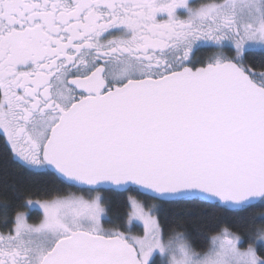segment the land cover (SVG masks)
I'll return each instance as SVG.
<instances>
[{
    "label": "snow or ice",
    "instance_id": "obj_1",
    "mask_svg": "<svg viewBox=\"0 0 264 264\" xmlns=\"http://www.w3.org/2000/svg\"><path fill=\"white\" fill-rule=\"evenodd\" d=\"M0 264H264V0H0Z\"/></svg>",
    "mask_w": 264,
    "mask_h": 264
},
{
    "label": "trees",
    "instance_id": "obj_2",
    "mask_svg": "<svg viewBox=\"0 0 264 264\" xmlns=\"http://www.w3.org/2000/svg\"><path fill=\"white\" fill-rule=\"evenodd\" d=\"M32 215H33V218H34V219L37 218V217L39 216V211H34V212L32 213ZM198 242H199L202 246H203V245H206V241L203 240V239H200Z\"/></svg>",
    "mask_w": 264,
    "mask_h": 264
},
{
    "label": "rangeland",
    "instance_id": "obj_3",
    "mask_svg": "<svg viewBox=\"0 0 264 264\" xmlns=\"http://www.w3.org/2000/svg\"><path fill=\"white\" fill-rule=\"evenodd\" d=\"M36 211H38V210H36Z\"/></svg>",
    "mask_w": 264,
    "mask_h": 264
}]
</instances>
